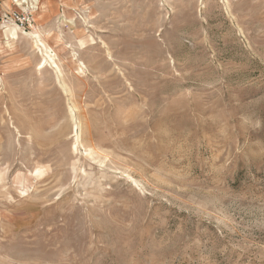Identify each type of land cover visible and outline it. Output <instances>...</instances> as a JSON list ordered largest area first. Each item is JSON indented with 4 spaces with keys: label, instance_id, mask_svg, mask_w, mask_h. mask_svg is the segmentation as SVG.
<instances>
[{
    "label": "rangeland",
    "instance_id": "374dc122",
    "mask_svg": "<svg viewBox=\"0 0 264 264\" xmlns=\"http://www.w3.org/2000/svg\"><path fill=\"white\" fill-rule=\"evenodd\" d=\"M28 1L0 24V264H264V0Z\"/></svg>",
    "mask_w": 264,
    "mask_h": 264
},
{
    "label": "built area",
    "instance_id": "2783aa9c",
    "mask_svg": "<svg viewBox=\"0 0 264 264\" xmlns=\"http://www.w3.org/2000/svg\"><path fill=\"white\" fill-rule=\"evenodd\" d=\"M10 4L14 9H4L0 6V24L7 26L14 23L25 30L32 27L34 23L32 12L35 8L33 3L28 0H10Z\"/></svg>",
    "mask_w": 264,
    "mask_h": 264
},
{
    "label": "bare ground",
    "instance_id": "6f19581e",
    "mask_svg": "<svg viewBox=\"0 0 264 264\" xmlns=\"http://www.w3.org/2000/svg\"><path fill=\"white\" fill-rule=\"evenodd\" d=\"M10 1V0H9ZM2 8H4V9H7V8H5V6L2 4V6H1ZM45 9V8H44ZM14 23H12V25H13ZM15 25V24H14ZM9 31H8V33L11 35L10 36V38L11 39H13L15 36H16V34H17V31H16V25H15V27L14 26H12L11 27V29H8ZM29 36H30V38L31 39H33V43H34V45L36 46V47H43L44 48V50L43 51H45V53L43 52V54L45 55V56H43V64H45V62H46V60H53V57H52V50L51 49H49V47L48 46H46L45 45V43H44V40H43V38H41V35H40V33H39V31H37V32H32V33H30L29 34ZM42 48V49H43ZM46 48H48V50L46 49Z\"/></svg>",
    "mask_w": 264,
    "mask_h": 264
}]
</instances>
